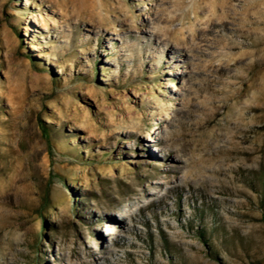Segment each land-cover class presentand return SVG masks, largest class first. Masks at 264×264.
<instances>
[{"label": "rangeland", "instance_id": "obj_1", "mask_svg": "<svg viewBox=\"0 0 264 264\" xmlns=\"http://www.w3.org/2000/svg\"><path fill=\"white\" fill-rule=\"evenodd\" d=\"M82 260L264 264V0H0V264Z\"/></svg>", "mask_w": 264, "mask_h": 264}, {"label": "bare ground", "instance_id": "obj_2", "mask_svg": "<svg viewBox=\"0 0 264 264\" xmlns=\"http://www.w3.org/2000/svg\"><path fill=\"white\" fill-rule=\"evenodd\" d=\"M114 234V231H110ZM83 259V258H82ZM88 262L86 260H82L80 264H87Z\"/></svg>", "mask_w": 264, "mask_h": 264}]
</instances>
